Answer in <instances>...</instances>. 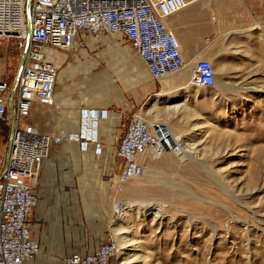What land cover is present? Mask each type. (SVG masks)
<instances>
[{
    "label": "rangeland",
    "instance_id": "rangeland-1",
    "mask_svg": "<svg viewBox=\"0 0 264 264\" xmlns=\"http://www.w3.org/2000/svg\"><path fill=\"white\" fill-rule=\"evenodd\" d=\"M170 24L185 64L195 69L209 62L213 67V87L191 86L163 96L167 89L162 80L154 81L147 72L133 68L139 63L143 70L128 43L104 35L90 40L83 50L86 58L79 50H65L68 58L59 66L56 92L63 89L73 98L99 101L109 93L107 85L97 80L100 74L112 72V83L117 74L118 99L138 101L124 111L125 124L133 112L142 109L149 118L165 123L180 144L194 143V149L185 157L180 152L145 159L144 175L126 182L121 191L115 184L118 168L103 176L107 186L92 184L95 203L107 210L102 229L99 216L91 221L84 218L77 191L75 204L81 208L71 216L73 194L64 197L56 182L50 185L49 169L42 165L38 181L43 186L28 215L41 246L38 255L67 250L66 240L60 242L53 226L59 214L66 236L67 232L72 238L77 233L97 232L104 234L103 241L115 238L119 244L116 264H264V0H196L172 17ZM19 59L14 41L1 39L0 79H6L9 87ZM88 60L93 62L91 71ZM170 76L180 78L181 74ZM174 104L186 107L181 115L171 108ZM37 116L45 130V112ZM193 122L200 125L186 138ZM7 137L3 124L0 169ZM63 142L53 145L47 159L54 157V151L61 153ZM101 168L97 166L98 171ZM117 201L125 208L123 216L115 212ZM154 209L162 216H154ZM123 218L129 220L128 227ZM119 223L128 233L118 234L124 227L114 230ZM125 235L133 240L120 244L118 238ZM126 252L133 255L124 259Z\"/></svg>",
    "mask_w": 264,
    "mask_h": 264
},
{
    "label": "built area",
    "instance_id": "built-area-1",
    "mask_svg": "<svg viewBox=\"0 0 264 264\" xmlns=\"http://www.w3.org/2000/svg\"><path fill=\"white\" fill-rule=\"evenodd\" d=\"M195 0H0V40H13L19 57L25 56L16 74L10 100V84L0 79V132L5 124L8 137L0 169V264H28L40 252L32 238L27 215L37 202L38 172L48 157L50 145L61 136L43 133L25 119L31 106L55 104L59 66L58 53L76 41L119 35L138 55L154 81L179 72L185 64L181 44L170 20ZM28 11V13H27ZM30 29L28 31L27 21ZM28 41V42H27ZM215 83L210 64L196 68L189 84L211 88ZM133 112L120 138L116 154L123 167L116 190L145 173V159L179 154L180 141L168 126ZM107 111L83 109L77 134L65 139L78 141L86 149L97 141L98 119ZM118 202V201H117ZM119 244L112 236L90 253H72L65 264H116Z\"/></svg>",
    "mask_w": 264,
    "mask_h": 264
},
{
    "label": "crops",
    "instance_id": "crops-1",
    "mask_svg": "<svg viewBox=\"0 0 264 264\" xmlns=\"http://www.w3.org/2000/svg\"><path fill=\"white\" fill-rule=\"evenodd\" d=\"M172 29L174 32H176L174 26H172ZM114 36H116L117 38L120 37L119 35ZM90 40L92 41L96 39L91 37L87 38L83 46L79 43V41H76L74 47L66 51L79 50L83 53V56L86 58V56H88V53L83 52V50H86L85 48L87 47ZM66 51H64V54L59 55L57 60L58 66H60L62 62H65L68 58ZM92 64L93 62L91 60H88V62L86 63L87 68L90 71L93 68ZM135 65L133 66V68H137V72L139 70L142 74H145V72L149 74L143 62H141L143 70H140L138 68L140 67L139 63H135ZM101 70H106V68H103ZM58 75L59 70L57 74V80ZM100 75L101 76L97 80L99 81V79H101L100 82H104V85L106 84L108 86H105V90L109 92L108 94H106V97H103L99 101L94 100V98L92 99L90 97L85 96L73 98L68 95L67 91H64L63 89H61V91L56 92L55 86V104L53 106L47 107L34 103L31 106L30 115L25 119V122L34 125L40 132L52 135L61 134V136L63 137L62 141H64L63 150L61 151V153L57 154L54 151V157H51L49 159L46 158L41 163V166L46 164L49 169V172L46 173L50 178L49 184L52 185L56 182L58 184V189L60 190L61 195H64V197H68V195L73 194L76 191L80 194V197L82 198V209L84 212V218H88V220L91 221L95 217L99 216L102 223V229L104 227V223L107 220L106 216L108 217L107 210L103 207L98 206V204L95 203V194H93L91 186L92 184L96 185L99 183L104 186H107V182L103 181V176L106 173L109 174L111 172H114L117 168L121 171L123 167V162L122 159L116 154V147L127 127V123L129 120L128 118L126 124L125 122H123V113L125 110L133 108L134 105L138 103V101L132 98L126 101L122 98L120 100L118 99L117 74L113 76L114 83H112L111 80L112 72H110L109 74L103 72ZM87 77H89V80H94L91 74H88ZM178 80L179 78H177L176 76H172L170 79L162 80V83L163 86L167 89L172 87L173 84H179L180 82H178ZM174 88L179 89L181 88V86H174ZM119 103L121 104L120 110H118ZM83 109H103L107 111L106 117L99 118L97 120V141L99 143L100 152H98V149L95 150V143H88L87 148L83 149V147H81L78 141L65 139L68 133L77 134L80 131V112ZM42 112H45L46 114L45 130L40 124V122H42L41 117L37 116L39 113L42 115ZM53 145L55 144L51 145L49 154L53 148ZM97 166L102 167L100 171L97 170ZM45 181H48V178ZM42 186L43 184L38 181L37 201L39 196L38 191L40 190V188H42ZM57 194L59 195V193ZM79 194H73L74 200L77 199ZM75 203L78 202H76L75 200L73 203V209H75V211L70 212L71 216L73 217H75L76 211L80 212L81 208L79 204L77 205ZM28 215L27 223L31 232V236L39 245L37 239L33 236L31 225L28 220ZM57 216L59 217V214H57ZM58 217L55 219L53 226L58 231V237L61 240L60 242L63 243V241L66 240L65 244L68 245L67 250H63V252H61L60 254L36 255L29 261L28 264H65V258L71 255L72 253H90L94 251L102 242L107 240L106 239L103 241L104 234L97 232L94 235H91V232H82L81 235L77 233V235L74 234L73 238L70 236L69 232H67L66 236L63 234L62 221H60V218ZM65 228L66 231H69L70 226L66 225ZM39 247L41 246L39 245Z\"/></svg>",
    "mask_w": 264,
    "mask_h": 264
},
{
    "label": "bare ground",
    "instance_id": "bare-ground-1",
    "mask_svg": "<svg viewBox=\"0 0 264 264\" xmlns=\"http://www.w3.org/2000/svg\"><path fill=\"white\" fill-rule=\"evenodd\" d=\"M196 1V0H195ZM183 11V10H182ZM180 13V12H179ZM174 32V31H173ZM175 33V32H174ZM177 36V35H176ZM61 54H64V52H59L58 53V55H61ZM142 62V61H141ZM206 64H210L209 62H204V63H201V64H198V65H196L195 66V69L196 68H198V67H200V66H202V65H206ZM195 69H192V67L189 65V64H184V67L181 69V71H180V74H181V76H180V78H179V80H178V82H180L179 84H173L172 85V87H170V88H167V91L166 92H163L162 93V95L164 96V95H169L170 93H173V92H175V91H177V89L176 88H174V86H181V88H179V89H190V87H191V85L189 84V79H190V76L192 75V73H193V71L195 70ZM172 76H167V77H165V78H163L162 80H165V79H170ZM174 80H176V79H174ZM173 81V80H172ZM215 84V83H214ZM214 86V85H213ZM195 96H196V94H194ZM179 105L180 104H174L173 106H171V108L172 109H176V113L177 114H180V112L182 111V109H183V111L185 110V108L186 107H179ZM179 107V108H178ZM182 114V113H181ZM180 114V115H181ZM184 115V114H183ZM178 117V116H177ZM181 118V117H180ZM199 123L198 122H193V123H191L189 126H188V129L192 126V128L190 129V130H188L187 129V132L185 133V135H186V138H187V135H190V133H192L193 131H195V130H197L198 129V127H199ZM191 138V137H190ZM189 138V139H190ZM181 146L183 145V147H181V153L183 154V156L185 157V156H187V155H189V154H187V153H189L192 149H194V143H191V142H187L186 140L185 141H183L181 144H180ZM145 169H146V167H145ZM140 178V177H139ZM139 178H133L134 180H138ZM133 179H131V180H133ZM122 203H116V205H115V212H119V214L121 215V216H123V215H125V213L126 212H124V209L125 208H122ZM154 211H155V214H154V216H162V213L161 212H159L158 210H156V209H154ZM122 221V220H121ZM128 219H125V218H123V223L124 224H127L126 226L128 227ZM124 227V226H122L120 223L118 224V226H117V228H115L114 230L115 231H117V230H121V229H126L125 231H121V232H119L118 234H126V233H128V231H127V227ZM124 227V228H123ZM119 239V243L120 244H125V243H127L128 241H131V240H133V237H130V238H127V236L125 235L124 237H122V238H118ZM130 245V244H129ZM123 254V253H122ZM126 254H127V256L126 257H124V259H126V258H128V256H130V255H133L132 253H130V252H126Z\"/></svg>",
    "mask_w": 264,
    "mask_h": 264
},
{
    "label": "water",
    "instance_id": "water-1",
    "mask_svg": "<svg viewBox=\"0 0 264 264\" xmlns=\"http://www.w3.org/2000/svg\"><path fill=\"white\" fill-rule=\"evenodd\" d=\"M27 13H28V11H27ZM27 25H28V31H29V29H30V23H29V20L27 21ZM27 42H28V41H27ZM24 56H25V52L23 53V55H22V57H21V60L19 61V66H18V71H17V73H18L19 70H20V67H21V65H22V62H23ZM15 86H16V77H15V79H14V81H13L12 86L10 87V100H11V105H12V99H13V95H14V91H15ZM51 145H52V144H51ZM51 145H50V147H51Z\"/></svg>",
    "mask_w": 264,
    "mask_h": 264
}]
</instances>
